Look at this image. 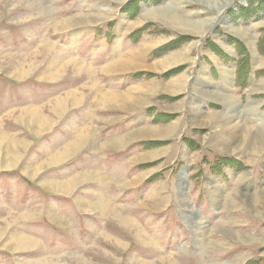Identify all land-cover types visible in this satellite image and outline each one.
<instances>
[{
    "label": "rangeland",
    "instance_id": "1",
    "mask_svg": "<svg viewBox=\"0 0 264 264\" xmlns=\"http://www.w3.org/2000/svg\"><path fill=\"white\" fill-rule=\"evenodd\" d=\"M110 1L113 4L110 6V16L108 15L109 19L106 22L107 32L110 34L108 38L109 50L99 56L98 61H106L117 55L111 63L105 65L108 69L113 67L114 71L112 72L116 73L121 68L113 64L120 60L123 64L125 60L131 59L135 63H131V60H129L124 64L129 65L130 63V66H135V70L141 71V74L138 75L143 77H141L143 81L145 79V81L151 82L150 84H153V87L147 85L144 87L147 92L142 90L134 92V94L142 97L141 99H134L135 106H132L134 101L130 102V100H133L131 97L128 98L126 107H118L105 102L108 109L104 113L107 116H100L98 120L102 124L111 123L113 116L121 114L111 112L115 110L109 107H115L124 109L119 112H123L126 116V125L134 118L133 116L129 117L128 112L137 115V126H141L138 124L145 125V122H151L152 126L154 125L153 127L142 125V129H136L141 131L143 137L138 139L131 137L133 140H139L136 144L144 150L157 151V154L147 155V157L150 156L149 159H156V161L142 163L141 167L150 168L154 166L153 168L157 169L154 178L157 175L163 176V173L169 175L170 178L167 181L170 182L172 190H179L178 196L181 198H184L181 192L185 196L187 194L188 196L197 194L195 201H200L201 192H197L204 190V188L209 189L214 184V181L206 180L204 177V175H212L210 171L217 176L223 175L224 177H226L225 174L228 169L236 171L242 168L241 170H246L247 173L252 171V180L256 186H258L256 179H262V185L257 191L249 193L254 185L252 187L242 185L244 192L238 191V198L231 194L228 196L229 192L225 188L229 189L235 187V185L231 180L225 179V188L219 186L221 183L219 185L215 184L210 189L211 194L221 195L222 199L228 196L230 202L237 200V205L244 209L248 208L247 211L250 213L254 211V215L259 211L257 209L259 208L263 212L260 215L264 217V201L262 202L259 197H254L264 189V146L254 147L250 144L249 140L245 139L246 132L242 128L238 132L236 131L238 138L236 143L233 142L230 137L233 132L230 133L226 129L225 120L219 116L220 114H232L231 110H236L238 112L237 122L248 124L251 133L264 131V89H258L264 83V0H208V2H203V0H171L176 2L172 6L180 15L191 20V22H203L202 31L206 27L205 23L207 25L211 24L216 20L218 12H222L221 17L217 18L220 24L216 30L218 36L224 37L227 43H222L220 38H213L211 33V36L209 35L201 44L199 59H196L198 37L203 36L209 27L201 35L181 33L174 25L163 23L161 19L157 18L156 14L153 15L152 12H148L149 9L164 6L167 4L166 0H154V2L152 0ZM151 2L155 3V7L151 5ZM230 2H233V5H230ZM119 5L120 13L125 15L118 25L115 20V13ZM80 9H82V5L79 4L74 10L79 11ZM1 13H3V10L0 11ZM135 18H137L136 22H130ZM1 22L5 23L4 21ZM120 28L122 31H120ZM1 32L0 26V35ZM111 35L113 38H111ZM118 35L123 37L122 43L124 45H122L121 50L127 56H121L119 59H117L119 54L114 52L112 54V49L114 51L118 49V45L113 42ZM143 36L150 39L151 47L147 48V52L138 54L139 58L142 59L139 65L136 59L129 58L131 51L134 50V47L130 46L129 43L132 45V42L142 39ZM0 45H8L7 40L2 36H0ZM229 46L234 48L232 49ZM33 49L27 47L9 52L0 46V75H6L19 82L17 84L0 83V264H90L88 260L86 261V255L80 256L77 254V256H74L69 254L73 251V249H70L72 246L78 248L77 253L82 250L84 252L86 246L72 243L73 239L71 238L72 241H70L66 237L68 234L65 231L50 226L55 222L53 223L52 219L47 217L48 212L45 208L43 209L44 202L41 198L46 199V196L42 194L43 192L37 184L42 179H51L55 172L68 175L75 168H78L75 162H71L79 160L78 157L83 159L87 153H90V159L93 158L94 155L89 147H81L79 136L78 139L70 141V137L74 134L69 133L70 125L72 127L77 125L82 128L84 123H87L84 115V98L86 95L91 94L87 89L92 86L90 84L78 85V88L81 89L80 102L74 107L78 109V112L72 113L69 102L62 104L58 101V97H67L69 90L58 96L52 97L50 95L58 90L67 89L69 84H63V81L65 82L69 78L75 81L86 78L89 82L97 78L94 75L87 78L88 75L91 76L93 71L91 72V69L85 66L87 62H84L83 65V62H79V59L72 57L73 54L69 50H66V53L61 52L60 59H56L54 58L55 53L52 51L36 52ZM69 58L71 59L68 60ZM178 59L181 61H178ZM67 60L72 67H76L75 70L79 73L67 68ZM197 62H205L209 67L205 64H203L204 68L200 67L199 64L197 66ZM156 63L160 64L153 67L152 65ZM205 67L208 68L210 80L203 78V74L207 72ZM224 71L228 72L229 78L226 80L223 77ZM42 76L56 79L55 83L57 85L28 83L29 80L41 79ZM248 78H250V81L247 83ZM26 80V84H21ZM216 81L217 83H213ZM220 84L222 86L229 85L230 89L227 88L228 91L220 90L222 89L219 88ZM92 85L94 86L93 83ZM195 88L207 92L212 91V95L217 94L218 98L214 97V99L212 95L204 91L203 93L196 92ZM105 92H102L103 96ZM110 92L117 98L129 97L115 91ZM219 95L226 98L227 102L219 98ZM8 96L13 97L10 100ZM230 96L233 98L231 99ZM188 97L194 98L188 99ZM48 98L50 99L47 100ZM187 99L190 100L188 104L189 111L186 110ZM181 100L183 102L186 100L183 108ZM168 103H175V105L167 107L166 104ZM59 104H61V107ZM202 104L205 108L201 107ZM75 113L78 114L75 115ZM195 119L196 123L193 121ZM172 120L177 121L180 130L183 127L182 133L180 131L178 133L172 132L175 129L174 125L163 127ZM227 124L229 128L230 125L233 126L234 121L229 120ZM87 125L94 126L90 122ZM153 130H160V132L155 134L152 132ZM133 132L126 135L125 143L131 142L128 139ZM85 133V130L81 131L80 136H84ZM69 144L72 146H69ZM112 145L116 146V144ZM186 146L188 147V153H186ZM74 147H78V149H73ZM69 150L72 151V154L69 153ZM58 161H61V163H57ZM129 163L126 162L125 166H129ZM93 164L95 168L98 167L96 163ZM186 167H188V170L185 171V175H187L186 180L189 185L185 192L180 172ZM81 169L84 171L83 164ZM129 171L134 173L135 166L131 169L118 171L117 176H123V180H120V177H117V179L114 177L115 182L113 184L116 183L120 190L128 179H132L134 184L137 185L135 175L127 174ZM93 173L96 172L89 173V177H92ZM259 173L261 178L257 175ZM227 175V178H232L236 184H238V181L247 180L243 179L246 175L229 176L228 173ZM27 177L33 179L29 178L30 181H27ZM241 177L242 180H240ZM71 181L73 179H68L66 183L70 184ZM167 181L156 180L154 185L139 184L137 187L143 191L149 188L148 192L151 189L162 190L165 188ZM217 182L219 183V181ZM66 183H56V186L60 190H64ZM6 184H8L6 186L7 191L4 188ZM22 185L24 186L23 190ZM28 185L29 187H27ZM128 185H131V183H128ZM34 190L32 196H27L30 199L24 200L26 192L30 193ZM145 192L143 194L148 193ZM66 193L68 192L66 191ZM126 194L124 192L123 200L129 202L127 203L129 205L124 207V212L127 213L130 210L129 207H133L130 202L134 200V197L125 196ZM57 197L56 201H60L63 196ZM109 198V202L113 203L111 197ZM188 199V197L185 198L186 203ZM173 201L178 203L175 199ZM211 201L216 202L213 198ZM95 202L105 204V198L98 197ZM166 202L165 199L162 204ZM250 202L255 209L247 206L250 205ZM110 209L113 210L112 207ZM27 211L32 215L28 217ZM174 213L173 208L167 210V214L172 215V220L176 221L177 226L181 229L183 227L179 226L181 220L175 217ZM247 217L251 218L252 216L247 214ZM52 218H57V214L53 213ZM198 218L195 215L193 221L198 220ZM41 219H45L44 223L48 224L47 228L50 229L51 234L45 235L43 228H27L29 224L43 226L38 223L41 222ZM254 219L261 218L260 216H254ZM121 220L127 225H133L128 218L122 217ZM198 221L200 225L194 223V226L200 230L204 229L206 227L204 222ZM27 233H34V235ZM128 235H131V233H128ZM129 237L132 236L126 235V238ZM262 237H264V234ZM214 241L215 239L212 240V242ZM128 248L129 245H126L125 250L119 253L125 255ZM209 248L214 249L213 244L208 245ZM101 252L104 251L99 249L98 253ZM94 256L99 257L97 254ZM125 260L123 263L128 264ZM107 262L108 264L122 263L117 258V254L109 255Z\"/></svg>",
    "mask_w": 264,
    "mask_h": 264
},
{
    "label": "crops",
    "instance_id": "2",
    "mask_svg": "<svg viewBox=\"0 0 264 264\" xmlns=\"http://www.w3.org/2000/svg\"><path fill=\"white\" fill-rule=\"evenodd\" d=\"M120 1L124 0H118V2ZM152 1L154 2V0ZM153 2H151V5L155 7ZM203 2L208 1L203 0ZM166 3L165 5H174L176 2L166 0ZM79 4L82 5V9L79 11L74 10ZM112 4L110 0H0V11L3 10V13L0 14V21L5 22L0 23L2 30L0 36L4 37L8 42V45L0 46L4 47L5 51L13 52V50L31 47L36 52L52 51L55 53L54 58L60 59V53H66V50H69L73 54L72 57L79 59V62H83V65L84 62H87L85 66L89 67L91 72L93 71L91 76L87 74V78H91L93 75L97 78L94 81L91 80V82L86 78H80V80L76 81L69 78V80L63 81V84H69L67 89L58 90L50 95L52 97L58 96L69 90L67 97H58V101L62 104L69 102L72 107V113L78 112V109L74 108L80 102L81 89L78 88V85L90 84L92 87L88 88L87 91L91 92V94L86 95L84 98V115L87 123L94 124V126H88L85 122L82 128L77 125L73 127L68 125L70 128L69 133L72 132L74 134L70 137V141L78 139L79 136L81 147H89V150L94 155L93 158L90 159V153H87L83 159L78 157L79 160L71 161L75 162L78 168H75L68 175L55 172L51 179H42L37 184L43 192L42 194L46 196V199L41 198L44 202L43 209L47 210V217L51 218L53 223L55 222V224H50V226L65 231L68 234L66 237L70 241H72L71 238L73 239L72 243L86 246L84 252L82 250L80 253H77L78 248L76 246H72L70 249H73V251L69 252V254L74 256H77V254L80 256L86 255V261L88 260L90 264H108L107 259L111 254H117V258L122 261L120 264H125L123 261L126 257H128L126 258L128 264H264V237H262L264 234V217L260 215L263 212L257 208L259 211L254 215V211L250 213L247 211L248 208L244 209L237 205V200L230 202L229 198H227L230 194L238 198V191L244 192L242 185L251 187L254 185L249 193L257 191L262 185V179H256V182H258V186H256L252 180V171L247 173L246 170L242 171V168L236 171L228 169L226 172L229 176L246 175L243 178L247 179L246 181H238V184H236L232 178H227V173L225 174L226 177H224L223 175L217 176L210 171L212 175L208 174L204 175V177L206 180L214 181L213 185L221 183L219 186L225 188L224 182L231 180L234 182L233 185L235 187L225 188L229 192L225 199H222L221 195L214 196L211 194L210 189L213 188V185L209 189L204 188V190L197 192H201V199L198 202L195 201L197 194L188 196L186 193L185 198H189L188 203H186L185 198L178 196V189L172 190L170 182L167 181L170 178L169 175L163 173V176L157 175L158 178H154L155 171H157L156 168H153L154 166L150 168L141 167L142 163L156 161V159H149L150 156L147 157V155L157 154V151L144 150V148L136 144L139 140L125 143V137L128 133L138 128L142 129L141 126L143 124H138L141 126L136 124L137 115L135 113L131 114L128 112L129 117L133 116L134 118L126 125V116L123 112H119L124 109L109 107L115 110L111 112L121 114L113 116L111 123L102 124L98 120L100 116H107L104 113L108 109L105 106V102L107 104L109 102L103 96V91H115L128 95V98L131 97L133 99L130 102L134 101L132 106H135L134 99H141L142 97L134 94V92L139 90L147 92V90H144L147 85L153 87V84H150L151 82H147L145 79L143 81V77L138 75L141 74V71L135 70V66L122 68L116 73H105V65L111 63L117 55L106 61H98V57L106 50H109L108 38L110 34L107 32L106 22L109 19L110 6ZM120 12L119 5L115 13V20L118 25L125 15ZM67 20H70V22L66 24ZM136 21L137 18L130 22ZM204 25L207 26L206 23ZM120 31H122L121 28ZM120 37L121 35H118L116 40L113 41L118 45L116 51L112 49V54L113 52L119 54L117 59L121 56L127 57L124 55L125 52L121 50L124 43H122L123 37ZM111 38H113L112 35ZM149 41L150 39L143 36L142 39L132 42V45L129 43L130 46L134 47L129 58L136 59L140 65L142 59L139 58L138 54L147 52V48L151 47ZM68 60L66 61L67 68L76 71V67H72ZM198 64L200 66L203 64L207 65L205 62L201 64L197 62V66ZM145 68L151 69L149 67ZM225 74L226 72L224 71V78ZM249 79L247 83L250 81ZM55 81L56 79L42 76L41 79L29 80L28 83L57 85ZM26 82L27 80L21 84H26ZM0 83L17 84L19 82L6 75H0ZM213 83H217V81ZM73 84L74 86H72ZM219 88H222L220 90L228 91L230 86H222L220 84ZM8 97L11 100L13 96ZM188 99L186 104L187 111H189L188 104L190 102ZM181 101L183 108L186 100L184 102L183 100ZM173 104L175 105V103L166 105L168 107L169 105L173 106ZM59 106L61 107V104ZM201 107L205 108L203 104ZM72 113L70 114L73 115ZM77 114L75 113V115ZM187 116L189 117V114ZM147 118L149 117L147 116ZM145 123L143 125L145 127L154 126H152L151 122ZM172 125L175 128L172 132H183V127L180 130L176 120H172L162 126ZM83 130L86 133L84 136H80ZM112 144H116V146ZM69 146L72 145L69 144ZM187 148L186 146V153H188ZM73 149L77 150L78 147ZM69 153L72 154V151ZM126 162H130L129 166H125ZM57 163H61V161ZM93 163H96L98 167L95 168ZM82 164L84 165V171L81 169ZM133 166H135V172L130 173L129 171L127 174L135 175L137 185L134 184L132 179H128L120 190L116 183L113 184L115 182L114 177L116 179L120 177V180H123V176H117L118 171L126 170L127 168L131 169ZM91 172L96 173L89 177ZM257 175L258 177L261 176L260 173ZM29 178L27 177L26 180L30 181ZM57 178L60 179L56 180ZM30 179L32 180L33 178ZM68 179H73V181L67 184L66 180ZM156 180L167 181L168 184L166 183L165 188L162 190L151 189L148 192V188L145 190L148 192L147 194H143L146 192L137 187L139 184L154 185ZM240 180H242V177ZM61 182L66 183L64 190H60L56 186V183ZM128 183H131V185H128ZM7 185L4 186L6 191ZM126 185L128 187H125ZM21 187L23 190L24 186L22 185ZM33 192L35 190L30 193L26 192L24 200L30 199L27 196H32ZM124 192L127 193L125 196L134 197V200L130 202L133 207H129V214L124 212V207L129 205L127 204L129 202L123 200ZM57 196L63 197L60 201H56ZM98 197H104L105 204L95 202ZM109 197H111L113 203L109 202ZM212 198L216 202H212ZM165 199L167 202L162 204ZM173 199L177 200L178 203H174ZM251 202L253 203V201ZM251 202V206H247L255 209V207H252L253 204ZM114 203L116 205H113ZM111 207L113 210L110 209ZM169 208H173L175 217L181 220L179 225L183 226L181 229L177 226L178 223L172 220V215L167 214ZM27 212L28 217L32 215L29 211ZM53 213L57 214V218H52ZM162 214L164 215L162 216ZM247 214L252 217L248 218ZM195 215L206 225L204 229L200 230L194 226ZM254 216H260L261 219H254ZM120 217L130 219L133 225L123 223ZM40 221L42 223H38L43 226L29 224L27 228H43L45 235L51 234L50 229L47 228L48 224L44 223L45 219ZM34 233L27 234L34 235ZM128 233H131V235H128ZM125 234L132 237L126 238ZM213 239H215L214 242H212ZM211 244H213L214 249H208V245ZM217 244L224 247L219 248ZM126 245H129V248L125 255L119 253L125 250ZM99 249L104 252L98 253ZM96 254L99 257L94 256Z\"/></svg>",
    "mask_w": 264,
    "mask_h": 264
},
{
    "label": "bare ground",
    "instance_id": "3",
    "mask_svg": "<svg viewBox=\"0 0 264 264\" xmlns=\"http://www.w3.org/2000/svg\"><path fill=\"white\" fill-rule=\"evenodd\" d=\"M208 1V0H207ZM173 6H172V4H169V5H164V6H162V7H159V8H153V9H150V10H148V12H152V14L153 15H157V18H159V19H161V21H163V23H167V24H171V25H174L178 30H179V32H181V33H190V34H198V35H201V34H203L204 33V31H205V29H207L209 26H210V24H208L206 27H205V29L202 31V23L203 22H197V21H193V22H191V20H188L187 18H185L183 15H180L176 10H174L173 8H172ZM183 16V17H182ZM155 18V17H154ZM67 19V18H66ZM87 21V20H86ZM70 22V20H67V23H69ZM222 22H224V21H222ZM226 29H227V26H226ZM219 41V40H218ZM249 41V40H248ZM229 49V48H228ZM230 50V49H229ZM129 60H131V59H128V60H125L124 62H126V61H129ZM178 61H181V60H179L178 59ZM124 62H123V64H122V60H120V62H116L115 64H113V65H118V66H120V68L122 69V68H128V67H131L130 65V63H129V65H126V64H124ZM135 61H133V60H131V63H134ZM200 63V62H199ZM160 63H156V64H154V65H152L153 67L154 66H158ZM201 64V63H200ZM112 65V66H113ZM200 67H203V65H201ZM136 68V67H135ZM204 68V67H203ZM88 70V69H87ZM87 70H86V72H87ZM205 70L207 71V72H205L204 74H203V78H205V79H207V80H210V74H209V71H208V68H206L205 67ZM105 73H111L112 71H114V69H113V67H111V68H105ZM76 72H78V71H76ZM79 73V72H78ZM230 76V75H229ZM229 77H228V72H226V74H225V80L226 79H228ZM228 82V81H227ZM182 84H183V82H182ZM185 84V83H184ZM258 89H264V83L262 84V85H260L259 87H258ZM195 91L196 92H202L203 93V91L204 92H206V93H208V94H210V95H212V91H210V92H207V91H205V90H203V89H200V88H195ZM214 92V91H213ZM104 96H105V98H107V101H109V104L110 103H112V105H117L118 107H126L127 105H128V103H127V99H128V97L127 96H124V97H121V98H117L116 96H114L113 95V93H111L110 91H106L105 93H104ZM225 96V95H224ZM216 98L217 97V94H214V95H212V98ZM214 98V99H215ZM218 98V97H217ZM219 98H221V99H224L225 101H226V98H224L223 96H221L220 97V95H219ZM230 98L232 99L233 97L232 96H230ZM112 100H115V101H112ZM216 100H218V99H216ZM222 101V100H221ZM227 102V101H226ZM231 113L232 114H220L219 116L221 117V118H223L224 120H225V122H226V129L231 133V131L233 132V134H232V136L230 135V137L232 138V141L233 142H235L236 143V141H237V138H238V135L236 134V131L238 132L241 128L242 129H244L245 130V132H246V136H245V139L248 141L249 140V142H250V144H252V145H254V147H262V146H264V131L262 130V131H254L253 133H251V131H250V126L247 124V125H245V124H240V123H238L237 122V114H238V112L236 111V110H231ZM223 120V121H224ZM229 120L230 121H234V124H233V126L232 125H230V127L228 128V124H227V122L229 123ZM195 123L197 122L196 121V119L195 120H193ZM260 123V122H259ZM198 124V123H197ZM234 128V129H233ZM146 130V129H145ZM227 131V132H228ZM153 133H158V132H160V130H153L152 131ZM144 133H146V134H148L146 131H144ZM158 135V134H157ZM131 137H133V138H135V139H138V138H140V137H143V135H142V133H141V131H139V130H137V131H134L132 134H130V136H129V139L128 140H133ZM257 144H258V146H257ZM237 146V145H236ZM239 146V145H238ZM181 189H183V187H181ZM262 193V194H261ZM181 195L182 196H184V198H185V195H184V193L183 192H181ZM212 195H215V196H218L216 193H213ZM255 198H260V200L263 202L264 201V189H262L256 196H254ZM188 203V202H187ZM264 203V202H263ZM198 220H200L199 218H198ZM198 220H196V221H193V224L194 223H197V225H200V223H199V221ZM201 221V220H200ZM202 222V221H201Z\"/></svg>",
    "mask_w": 264,
    "mask_h": 264
},
{
    "label": "water",
    "instance_id": "4",
    "mask_svg": "<svg viewBox=\"0 0 264 264\" xmlns=\"http://www.w3.org/2000/svg\"><path fill=\"white\" fill-rule=\"evenodd\" d=\"M221 15H222V12L219 11L218 12V17L221 16ZM199 41H202V38H200ZM221 42L226 44V39L225 38H221ZM231 48L233 49V47H231ZM186 170H188V167L183 168V171L180 172L181 173V176H182V179H183V182H184L185 190H187V187H188V184L185 182V177H186L185 171Z\"/></svg>",
    "mask_w": 264,
    "mask_h": 264
},
{
    "label": "flooded vegetation",
    "instance_id": "5",
    "mask_svg": "<svg viewBox=\"0 0 264 264\" xmlns=\"http://www.w3.org/2000/svg\"><path fill=\"white\" fill-rule=\"evenodd\" d=\"M209 28H211V26H210ZM209 28H208V29H209ZM216 28H217V26L215 27V29H216ZM216 32H217V30H216ZM217 34H218V33H217ZM203 43H204V42H203Z\"/></svg>",
    "mask_w": 264,
    "mask_h": 264
}]
</instances>
